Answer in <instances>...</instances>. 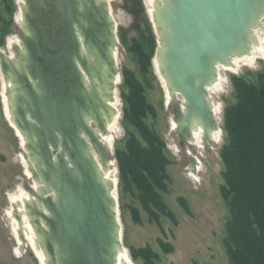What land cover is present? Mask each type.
I'll use <instances>...</instances> for the list:
<instances>
[{
  "label": "water",
  "instance_id": "95a60500",
  "mask_svg": "<svg viewBox=\"0 0 264 264\" xmlns=\"http://www.w3.org/2000/svg\"><path fill=\"white\" fill-rule=\"evenodd\" d=\"M154 19L160 71L172 99L176 92L183 99L175 109L178 141L194 151L196 132L210 148L222 127L209 88L219 66L251 53L253 30L264 27V0H161ZM17 32L14 55L0 52V72L38 186L23 206L39 247L47 264H118L117 180L103 173L112 164L103 136L117 115L120 77L111 5L24 0Z\"/></svg>",
  "mask_w": 264,
  "mask_h": 264
},
{
  "label": "rangeland",
  "instance_id": "374dc122",
  "mask_svg": "<svg viewBox=\"0 0 264 264\" xmlns=\"http://www.w3.org/2000/svg\"><path fill=\"white\" fill-rule=\"evenodd\" d=\"M18 1L0 0L6 22L0 52L12 56L10 48L13 51L14 48L9 39L16 36L17 16L20 11L22 13ZM108 1L119 39L116 58L120 77L113 101L117 109V122L111 132L110 160L114 162L111 170L115 177L113 179L117 180L123 245L128 254V259L122 258L120 264H147L142 256H135L133 251L148 246L159 256L155 264H229L224 239L230 210L221 190L226 170L221 155L227 137L224 128L226 108L236 102L234 76L264 72V50L254 53L253 62L242 63L236 70L223 71L225 77L222 86L219 90L217 86L213 93L222 106L219 112L222 127L220 138L208 148L202 137L203 143L198 142L199 147H194L193 151L178 141L173 130L175 109L183 99L176 96L175 100H168L166 83L156 63L160 42L157 24L151 15L154 0ZM140 47L141 54L134 50ZM143 54L149 58L146 72L141 68L140 55ZM125 68L134 71L144 84L145 96L155 107V114L148 115V124L165 144L168 178L164 181L167 189L160 190L163 210L155 206L147 207L143 203L137 184L133 180L129 183L123 180L118 162L117 151L125 148L129 132L134 131L141 136L137 128L126 121L123 93H127L129 88L124 85ZM5 100V83L0 72V264H41L27 237L24 250L20 251L14 220L8 214L13 205L11 197L19 195L21 190L32 197L30 187L36 189V182L26 156L27 164L23 161L26 152L6 115ZM116 117L110 124L115 122ZM140 138L144 143L142 136ZM189 154L197 160L196 169L189 162ZM27 170L32 177H29ZM20 204L22 206L21 201ZM16 221L19 222L17 218Z\"/></svg>",
  "mask_w": 264,
  "mask_h": 264
},
{
  "label": "trees",
  "instance_id": "16d2710c",
  "mask_svg": "<svg viewBox=\"0 0 264 264\" xmlns=\"http://www.w3.org/2000/svg\"><path fill=\"white\" fill-rule=\"evenodd\" d=\"M5 24L0 8V43ZM134 50L141 54L142 47ZM140 59L146 72L149 58L143 54ZM124 76L129 88L123 93L126 121L137 128L144 143L130 131L125 148L117 151L123 180L137 184L147 207L163 210L160 190L167 189L168 178L165 144L147 121L155 107L137 74L125 68ZM234 82L236 102L226 108L227 137L221 150L226 168L221 190L230 210L224 246L229 264H264V72L234 76ZM133 253L147 264H155L159 257L150 246Z\"/></svg>",
  "mask_w": 264,
  "mask_h": 264
},
{
  "label": "bare ground",
  "instance_id": "6f19581e",
  "mask_svg": "<svg viewBox=\"0 0 264 264\" xmlns=\"http://www.w3.org/2000/svg\"><path fill=\"white\" fill-rule=\"evenodd\" d=\"M18 2H19L18 3L19 4V7L20 6L22 7L23 1L22 0H19ZM158 2L160 3L161 0H154L153 1V6H152V9H151V15L153 16V18H154L155 14H156ZM17 18H18V25H20L22 23V13H21V11L18 13ZM262 29L264 30V27H259V28H256V29L253 30V36H254L255 42L252 44V51H251V53L249 55H244V56L236 57L234 59V61H233L234 64L221 65V66H219V73H218V77L219 78H218V81L209 88L210 94H211V99L213 101L214 108H216V112L217 113H219L221 111V107L222 106H221L220 102L218 100H216V98L213 96V93L215 92V89H216L217 86H218L217 87L218 90L222 86V82H223L224 77H225V74H224L223 71L236 70V68L238 66H240L242 63L247 64V63H251V62L254 61V59H253L254 53L256 51H258V50H264V48H263V46H264V32H263ZM256 31H257V33H256ZM9 43L10 44H16V45L17 44L18 45L20 44V40H19V36H18V32H17V27H16V36L11 37L9 39ZM10 50L12 52L11 54L14 55L13 49L10 48ZM156 63H157V66H158V68L160 70V60H159V57L158 56H157V62ZM161 77H163L162 74H161ZM163 80L165 81V78L164 77H163ZM164 83H166V81ZM165 85H166V89H167V92H168V94H167L168 100H171L172 101L173 100L172 99L173 98L172 93H171L170 89L168 88L167 83ZM176 95L178 97L181 96L177 92H176ZM9 104L10 103L8 102V99L6 97V100H5L6 115H7L8 119H9V122H11V126L16 130L17 135L21 139V146H22V148L25 151H27V148H26V145H25V138L22 135V133L19 131V129L17 128V126H16V124H15V122L13 120V117H12L11 111H10V105ZM112 104L114 106V103L113 102H112ZM116 122H117V117H116V120H115V122L113 124H110V122H109L108 125H109V128H110V133H108V135H104L103 136L104 137V141L106 142V144H109L110 146H111V141H112V133L111 132H113V129H115ZM173 125H174V128H175L176 123H175L174 120H173ZM174 128H173V130H175ZM195 134L196 135H195V138H194V143L196 144V146H198V142L203 143V141H202V137L200 136V134H198L196 132H195ZM219 138H220V133H219V135H217L216 140L218 141ZM23 161L27 164V161L28 160L26 161L25 155H23ZM111 163L112 164L108 165L106 168H103V173H104V175L108 179L115 178L114 177V174H113V171L111 170L112 166L114 165V162L112 161ZM27 173H28L29 177H32V174H31L30 171L28 172V170H27ZM36 190H38L37 184H36ZM32 197L30 196L29 193L25 192V190H21V193L19 195L12 196L11 197V201H12L13 205L8 210V214L14 220V230H15V234H16V237H17V240H18V243H19L20 251H23L24 250V247H25V242L22 239V234H23V237L24 238L27 237L30 240L31 245L33 247V250L35 251V253L39 257L41 264H47L46 257L43 254L41 248L39 247L38 238H37V235H36V232H35L34 225L29 221V217L27 215L26 209L23 206V205H25L26 202L33 201V198ZM20 201L22 202V206H20ZM15 206H18V208L20 209L19 212L22 213L23 217L25 218L24 223L17 222L16 221V218L14 219V216H15V213H14V210L15 209L14 208H15ZM124 257L128 259V254H127V250L126 249H124L122 251H119V253H118V264L121 263V260Z\"/></svg>",
  "mask_w": 264,
  "mask_h": 264
},
{
  "label": "flooded vegetation",
  "instance_id": "af4514ba",
  "mask_svg": "<svg viewBox=\"0 0 264 264\" xmlns=\"http://www.w3.org/2000/svg\"><path fill=\"white\" fill-rule=\"evenodd\" d=\"M188 159H189V162L191 163V165H192V167H194L195 168V166H196V163L193 165V163H192V161H191V159L188 157ZM196 169V168H195Z\"/></svg>",
  "mask_w": 264,
  "mask_h": 264
}]
</instances>
